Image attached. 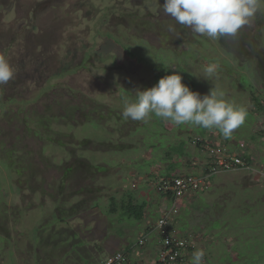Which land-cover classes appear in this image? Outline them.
Returning a JSON list of instances; mask_svg holds the SVG:
<instances>
[{
  "label": "rangeland",
  "instance_id": "1",
  "mask_svg": "<svg viewBox=\"0 0 264 264\" xmlns=\"http://www.w3.org/2000/svg\"><path fill=\"white\" fill-rule=\"evenodd\" d=\"M163 2L0 0V55L15 69L14 78L0 85V264H88L87 258L101 264L128 248L130 264L137 262L143 248L135 246V232L143 223L118 224V214H105L109 198L132 190L140 196L137 201L147 200L150 210L165 213L173 205L148 193L164 173L161 168L176 162L184 169L181 162L195 157L188 144V159L177 158L180 143L175 141L206 130L154 115L147 121L123 117L125 101L148 88L154 72L180 74L182 83L201 96L210 89L223 91L226 100L246 110L244 123L232 133L242 140L245 154L264 152V139L255 133L261 123L255 101L264 105V4L236 37L213 40L165 16L159 10ZM242 30L257 45L255 57L242 52ZM210 64L218 67L209 78L204 69ZM97 120L103 126L95 127ZM166 148H173L174 160L161 163ZM79 161L92 164V178L84 177V170L78 173ZM260 161L251 163L253 172L221 174L212 184H202L206 189L197 192L202 194L191 211L172 215L187 227L175 234H188L193 248L182 253L179 264H190L198 249L204 252L202 264H264V189L259 184L264 153ZM70 166L73 172L60 188ZM187 173L201 177L195 170L176 175ZM224 178L228 187L215 190ZM115 231L133 237L118 242Z\"/></svg>",
  "mask_w": 264,
  "mask_h": 264
},
{
  "label": "clouds",
  "instance_id": "2",
  "mask_svg": "<svg viewBox=\"0 0 264 264\" xmlns=\"http://www.w3.org/2000/svg\"><path fill=\"white\" fill-rule=\"evenodd\" d=\"M261 4H264V0H164L163 4H160L159 10L165 16L172 18L177 24L189 29L192 33L206 36L213 40H219L226 36L236 37L241 29L250 26L256 13L260 10ZM168 31L175 32V28L172 25H168ZM217 67L218 65L216 64L206 66L204 69L206 76L212 77L216 73ZM14 76L15 69L4 56L0 55V85H6ZM134 96V101H125L124 103L122 115L125 119L147 121L150 116L154 115L158 118L171 121L176 125L192 124L205 129H215L225 139L230 138L233 131L244 123L247 115L244 108L237 107L234 103L226 100L223 91L210 89L206 95L201 96L200 93L190 90L186 84L182 83V76L176 72L159 78L150 88H145L142 91L137 89ZM263 131L264 129L262 128L260 133L264 139ZM239 149L241 151L236 153L243 152L244 156L247 157V154H245L246 149L238 147ZM227 151L230 152L229 150ZM206 156L208 158L207 154ZM248 162L250 163L249 160ZM205 171L208 174L203 173V176L210 175L206 182H209L210 178L214 175L227 173L219 172L211 174L208 163ZM246 172L250 173L251 171ZM178 176L176 175L174 178ZM202 189H206V186ZM198 191L192 193L197 194ZM173 199V206L170 207L173 211L172 215L179 211V203H176V199L178 198L173 197ZM167 210L161 214V217L155 223V231L157 235L160 234L158 235L160 244L163 241V236L158 227L159 221L166 218L165 228L167 230L170 225L168 219L172 217ZM141 236L145 237L148 242V235L143 233ZM175 236L179 238V235L175 234ZM161 249L162 246L157 251L155 264H168L158 261V254ZM116 253L121 254L123 258L120 264H127L126 255ZM114 254L112 255H117ZM112 255L102 260L101 264H105L107 259L112 257ZM203 257V250H196L192 254L190 264H202ZM176 263L177 260L172 264Z\"/></svg>",
  "mask_w": 264,
  "mask_h": 264
},
{
  "label": "trees",
  "instance_id": "3",
  "mask_svg": "<svg viewBox=\"0 0 264 264\" xmlns=\"http://www.w3.org/2000/svg\"><path fill=\"white\" fill-rule=\"evenodd\" d=\"M239 34V33H238ZM240 37V36H239ZM233 38V37H232ZM242 40H244V45H245V48H243L242 49V52H243V54H244V52L245 53H250L248 56H246L247 58H250V57H255L256 56V54H257V50H256V48H257V45H253V39L251 40V39H247L246 38V34H245V32H244V30H242ZM245 40H247V41H245ZM246 43V44H245ZM243 44V43H242ZM127 53H128V55L129 54H133V53H131L129 50H127ZM258 66L259 67H261V63H259L258 64ZM154 74H156L155 75V77H154V79H151L150 81V83L151 84H149V85H147V87L148 88H150L151 86H153L157 81H158V79L159 78H161V77H163V76H165V75H167V74H165V71L164 70H162V71H160V72H158L157 71V73H155L154 72ZM152 81H154L153 83H152ZM126 90H128V89H126ZM141 91H142V89H141ZM70 119V118H69ZM92 120V119H91ZM66 124H68V123H71L70 122V120H67L66 122H65ZM75 123V122H74ZM66 124H65V126H66ZM93 125H95V127L97 126V125H99V127H101V126H103L101 123H100V121L99 120H97V121H93ZM68 126H70V124H68L67 125V127ZM79 125H77L76 124V127H78ZM85 128V127H84ZM104 128V127H103ZM105 129V128H104ZM212 130L213 129H206L205 130V132H204V135H194V137L193 136H189L188 138H187V140H184L183 138H178V140L177 141H175V142H177V143H180V147L178 148V151H179V154H178V158L179 157H186L187 155L189 156V154L186 152V146L188 145V144H192L193 146H195V148L197 149V150H199L200 152H203L204 150V148H203V146L205 145V144H207V142H209L210 143V141L209 140H207L208 138H211V132H212ZM258 133H260V132H258ZM84 134V133H83ZM206 134V135H205ZM83 139H85V140H83L82 142H81V144L82 145H84V144H86L87 143V141L90 139V138H88V136L86 137V138H83ZM212 143V142H211ZM127 147H129L128 145H126ZM151 149H152V147H151ZM167 149V148H166ZM171 152H175L174 150H173V148H170V149H167V153H166V157L161 161V163L162 162H170V161H172L174 158L172 157V156H170V154H171ZM116 153H119V152H116ZM203 153H205V154H207V152L206 151H204ZM176 154V153H175ZM188 156L186 157V158H188ZM245 159H247V160H249V158L248 157H246V156H243ZM160 163V164H161ZM78 167L80 166L82 169H80V167L79 168H76L77 169V171H78V173H81V170H84V172H83V175H84V177H87L88 179H90V178H92V176H93V172H92V170H93V168H92V164H88V163H85V162H82V161H79V164L77 165ZM169 174H170V172H173L174 170H175V167H176V163H169ZM73 166H70V167H67V168H65V173L63 174V178L61 179V181H60V183H61V185H60V188L65 184V182L67 181V177H68V175L69 174H71L72 172H73ZM99 168V167H98ZM104 170H105V168H103ZM79 170H80V172H79ZM228 173V172H227ZM204 174H208L207 173V171H205L204 172ZM174 177H161V178H157V180H156V183L154 184V186L150 189V191H149V193H148V195L153 191V192H155L157 195H158V197H161V198H165V200L167 199L168 201H171L170 203L172 204L173 203V201H174V199H173V197L171 196L172 195V193L171 192H167V191H164V190H159V188L160 187H163V185H162V181H161V179L164 181V182H166L167 180H172ZM260 184V186L264 189V184L263 183H259ZM82 193H84L85 192V190H80ZM84 191V192H83ZM202 191H203V189H202ZM80 192V193H81ZM86 193L88 194V193H92V190H91V188H87L86 189ZM134 192L132 191V190H126L124 193H123V195H121V198H119V199H117L116 197H114V196H112V197H110L109 198V201H108V205H107V207H106V209L107 210H105V214H110V215H113V214H118L120 217H121V219L119 218V220H117V222H118V224H119V222H126L127 223V225H129L132 221H136V224H141V223H143L144 222V220H146L147 218V216H146V209L148 208V205H150L149 204V202L146 200H140V201H137V197L139 196V195H136V196H134ZM147 195V196H148ZM140 197V196H139ZM149 197V196H148ZM145 199V198H144ZM96 205H97V203H95L94 204V206H92V209H95V207H96ZM167 212H169V214H170V216L172 215V213H173V211H172V209H170V208H168V210H167ZM158 215V214H157ZM161 217V216H160ZM59 222H64V220H60ZM66 222V221H65ZM64 222V223H65ZM168 223L170 224L169 225V227L167 228V230H166V232H176V226H174L173 224H174V219H168ZM55 224H57V221H56V223ZM132 225V224H131ZM134 228V227H133ZM129 229H131V227L130 228H128L127 230H129ZM181 230H183V229H181ZM144 231H140L139 232V229L135 232V234L137 235V243H136V245L135 246H137V247H139V248H143V246H144V244H147V241H146V238L145 237H143V236H141V238L139 239V234L140 233H143ZM77 234V233H76ZM115 234L117 235V236H119V238L123 241V240H125V241H127L128 239H131L132 237H133V235H131V236H129V238H127V236L125 235V234H123L122 233V231L119 233V232H117L116 233V231H115ZM145 235H147V234H145ZM158 235H160V234H158ZM181 238L180 239H183V240H185L187 243L188 242H190L191 241V238H190V236L188 235V234H185V235H179ZM7 238V237H6ZM252 241V240H250V239H247V240H245V242L246 241ZM187 243H186V245H187ZM77 245V244H76ZM164 244H163V241L161 242V244H160V246H163ZM248 245H250V243L248 244ZM96 248V247H95ZM56 249V248H55ZM77 249H80V248H77ZM129 249V248H128ZM128 249H127V253H125V255L126 256H128L129 255V252H128ZM82 250H86V249H82ZM189 251V252H191L192 250H193V248L190 246V244L188 243V246H187V248H186V250H184V251ZM53 251H55V250H53ZM239 252V251H238ZM99 253H100V251H99ZM98 253V254H99ZM118 253H122L121 251H118ZM239 253H241V252H239ZM242 253L244 254L245 253V251L242 249ZM115 254H117V253H115ZM114 254V255H115ZM124 254V253H123ZM113 256V255H112ZM108 256H106L105 257V259L107 258ZM184 258L182 257V256H179L178 257V259H177V263L176 264H178L180 261H182ZM86 261V263H88V264H90V261H92L91 260V258L90 259H86L85 260ZM97 261H100V259L99 260H97ZM97 261H95L94 263H96ZM38 263H39V261H38Z\"/></svg>",
  "mask_w": 264,
  "mask_h": 264
},
{
  "label": "crops",
  "instance_id": "4",
  "mask_svg": "<svg viewBox=\"0 0 264 264\" xmlns=\"http://www.w3.org/2000/svg\"><path fill=\"white\" fill-rule=\"evenodd\" d=\"M255 102H256V108L258 109V111H260V113L258 114V118H259V120L261 122L259 124V126H258V129L255 131V133L258 136L259 135L258 134V131L260 132V130L262 128L264 129V105H263L262 101H260V102L255 101ZM211 135H212V139L211 138L208 139L210 142L219 144V145L225 147L229 151L230 150H234V153H236L238 151H241V149L238 150V147H240V145L242 144V140H238L236 135H233L232 134L231 137L228 138V139H225L223 137V140L221 139V136L222 135H220L219 133L214 134V135L211 134ZM235 139H237V141ZM186 152H187V149H186ZM187 153L189 154V152H187ZM263 153L264 152L257 153L256 150L254 149L253 150V155H251L249 152L246 153V154H247V157L254 156L255 158L259 159L258 161L261 163L260 158L263 155ZM190 154L191 155L193 154L195 157H193L192 161H190V159L186 158L187 156L186 157L185 156L183 157V158H186V159L189 160L186 163H185V161L184 162H181V163L184 164L183 165L184 166V169H179V168H176L175 167V170L173 172H170V174H169V167H167L166 169L161 168V172L162 173L164 172V173L161 176H159V178H161V177H164V178L166 177L167 178L169 176L170 177H173L174 175L179 174V172L181 170H186V171L187 170L188 171L195 170V171L199 172V175L198 176H200V174L202 175L204 173V171L206 170L207 163H208V158H207L206 154L203 153V152H200L199 150H197L195 148V146H193L191 148ZM198 159H199V162L202 163L201 165H200V163L196 162V160H198ZM254 162L257 163L255 165H258L259 164V162H256V161H254ZM254 162H251L252 165H254ZM181 163H180V166H181ZM197 165H199V166H197ZM168 166H169V164H168ZM239 171H242V170H237V172H239ZM232 172L234 173V171H232ZM232 172L221 173V174H231ZM242 172H246V171H242ZM221 174L214 175L212 178H210V180H209L210 184H212V180L214 179V177H216L218 175H221ZM184 175H188V173L187 174H184ZM227 182L228 181H227L226 178L222 179L219 183H216L215 190L218 187L221 188L222 185H223V189H226L228 187ZM229 182H231V179H229ZM201 194L202 193H197V194H194L192 196H189L186 199V201H185V199L181 200L180 205H178V207H180L179 208V211H178V215L182 211H184L186 213L187 212H190L191 209H192V206L195 205V201L198 199L197 196L198 195H201ZM159 198H161V197H159ZM166 201L168 203L171 202V201H168V200H166ZM161 214H162V212L159 211V208H157L156 210L152 211V210H150V206L148 205V208L146 209V216H147L146 218L147 219L143 222V226H140V228H139V232L140 231H144L143 233H145V234L148 235V242L144 246L143 251L140 253L141 255L138 257V260H137V262L135 264H155V260H156V256H157V251L160 248V240H159V237H158V235H157V233L155 231V225H156L155 223L160 218ZM178 215L175 217L174 224L173 225L176 226V228L179 229L181 232L186 231L187 230L186 224H185L184 227L182 226V224H183L182 222H180V223L177 224V222L179 221V216ZM181 229H183V230H181ZM143 233H140L139 236L141 234H143ZM118 242H122V240L119 238L118 239ZM148 252H149V254H146ZM126 257H127V264H130L129 255L126 256Z\"/></svg>",
  "mask_w": 264,
  "mask_h": 264
},
{
  "label": "built area",
  "instance_id": "5",
  "mask_svg": "<svg viewBox=\"0 0 264 264\" xmlns=\"http://www.w3.org/2000/svg\"><path fill=\"white\" fill-rule=\"evenodd\" d=\"M264 136V131H263ZM242 149L244 145H241ZM203 150L207 152L208 155V167L211 174L219 172H229L233 170L242 169V171H252L253 168L251 164L245 159L244 153H230L225 148L219 145L207 142L203 146ZM210 175H204L201 177L194 176H178L172 180L163 181V187L159 190H164L172 193V197L180 198L188 192H195L202 189L206 184V180ZM262 181L264 183V174L261 173ZM200 179V180H199ZM166 218L159 221L158 227L160 229L161 235L163 236V246L158 254V261L160 263H174L179 256L182 255L184 250H186L188 243L175 236L173 232H166ZM187 243V245H186ZM121 254L109 257L105 264H120L122 261Z\"/></svg>",
  "mask_w": 264,
  "mask_h": 264
}]
</instances>
